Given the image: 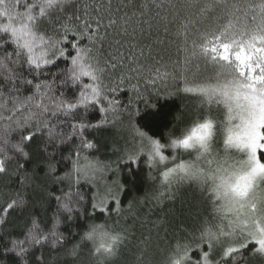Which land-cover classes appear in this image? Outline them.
Instances as JSON below:
<instances>
[{
  "label": "snow or ice",
  "instance_id": "1",
  "mask_svg": "<svg viewBox=\"0 0 264 264\" xmlns=\"http://www.w3.org/2000/svg\"><path fill=\"white\" fill-rule=\"evenodd\" d=\"M150 5L164 7L157 0H142L138 9L132 0L116 5L113 0H0V75L7 86V90L0 87V122H5L0 126V177L8 175L11 160L32 158L28 146L40 135H46L48 142L59 139L67 143L78 132L82 136L85 128H100L118 120L123 109L116 93L131 83L130 73L139 76L144 66L138 57L129 55L128 61L136 67L122 70L114 79L117 69L126 67L121 41L113 39L110 46L115 50L107 56L103 45L112 35L134 36L145 31V25L151 30L152 18H145ZM170 7L178 10L173 13L179 19L176 59L172 71L167 70V64L161 65L164 71L149 67L150 82L171 77L178 91L197 98V116L179 134L166 133L167 142L130 124L137 143L125 156L127 162L144 158L149 169L162 166L164 191L156 197L158 201L174 202L187 187L189 195L210 211L200 221L193 242H178L161 264H264V0H182ZM129 8L134 10L129 13ZM140 55H144L143 48ZM61 60L65 67H57ZM25 72L34 77L47 73L52 79L34 83ZM57 81L73 89V96L65 92L57 95ZM21 87H30L31 94H19ZM131 88L137 90L136 85ZM89 109L97 110L101 119L85 123L81 118L71 124L67 135L50 123L61 115L75 119L77 112ZM13 133H19V140L12 138ZM94 148V143L81 138L75 158L68 157L70 169L55 176L56 165L49 157L44 161L45 175L55 176L57 181L94 183L107 170L99 161L82 155V150ZM43 150L48 155L47 142ZM33 180L26 172L19 176L21 185ZM118 191L95 194L93 210L107 211L112 200L119 213ZM46 196L57 201L58 213L68 219L79 210L74 205L83 201L79 193V199L71 193L54 196L47 192ZM27 207L22 195L5 200L0 204V226ZM59 224L57 216L45 232L34 221L25 240H13L8 251L24 259L34 247L62 246L65 237ZM93 225L81 237L92 241L90 264H114L129 240L128 231ZM142 243L145 247L139 251L137 264H151L148 241ZM80 247L75 245L68 255L77 257Z\"/></svg>",
  "mask_w": 264,
  "mask_h": 264
},
{
  "label": "trees",
  "instance_id": "2",
  "mask_svg": "<svg viewBox=\"0 0 264 264\" xmlns=\"http://www.w3.org/2000/svg\"><path fill=\"white\" fill-rule=\"evenodd\" d=\"M83 3V0H79ZM91 2V0H90ZM137 6L142 0H132ZM182 0H157V3H163L164 7L156 8L151 6V11L146 19L152 18L153 28L137 33L134 36H116L112 35L103 45V54L107 56L109 52L115 50L112 45L113 39L121 41L120 50L125 54V68H118L113 78H118L120 72L127 71L128 67H136L135 63H130L127 59L129 55L139 58V64L144 66V71L137 76L136 73H130L133 77L131 83H126L116 93V98L120 101L122 112L118 113V120L112 124L100 128H85L81 133L78 132L70 142L61 143L59 139L48 142L46 135H40L35 138L28 146L32 158L25 160L19 157L8 163V175L0 177V204L5 200L17 195L24 196L28 201V207L23 213H13L7 223L0 226V264H37L40 259L41 264H73L76 257L68 255L75 245H84L86 241H82L81 237L91 224H100L106 217L99 210H93L92 203L95 191L91 184L81 181L79 184L75 180L57 181L55 176H63L67 172L71 163L68 157L71 155L75 158V149L79 145L80 139L91 141L95 144V148L91 150H82V155L91 158H98L107 165L108 177H115L119 183L116 187L119 189V205L123 208L127 207L131 202L144 197L148 180L156 177L159 171L154 168L149 169L144 158L138 162H127L125 152L132 149L137 141L133 139L130 132V124H135L149 135L156 138H162L167 142L166 133L174 131L179 134L181 129L190 127V121L195 119L198 112L197 98L192 94H186L177 90L176 82L169 77L167 80L157 79L155 83L150 82L152 73L148 72L151 67L153 71L156 68H164L161 65L167 64L168 71H172V61L176 59V48L180 43V38L176 36L179 19L174 18L173 13L178 11L172 9L170 4L179 5ZM128 3V0H113V4ZM134 9L129 8L127 11L131 13ZM71 12V9L69 10ZM157 13L159 14L157 16ZM163 17L164 19H160ZM167 27V32H165ZM199 27V25H197ZM158 41H163L159 43ZM87 43V41H84ZM132 45H136L133 49ZM143 48L144 55H140V49ZM11 51V48H9ZM66 64L61 60L57 67H65ZM50 69L49 71H54ZM24 75L28 79H33L34 83L37 79H49L51 75L47 73L34 77L33 74L25 72ZM131 85H136L137 90H132ZM0 87L7 90L3 76L0 75ZM32 89L30 87H21V95H30ZM65 92L68 97H72L74 90L59 85L57 81L56 94ZM139 93V95L137 94ZM16 95L17 93H12ZM11 107V105H9ZM84 119L85 123H95L101 119L97 110L89 109L87 113L80 110L73 117H64L61 115L58 119H51V124H56L57 132L67 135L72 131L71 124ZM5 122H0V126ZM12 138L19 140V133H13ZM47 142V154L44 152V144ZM171 155V153H168ZM51 158V162L56 165L55 176L45 175L46 168L44 161ZM18 165H23V169H18ZM27 173L34 177V180L27 185H21L19 176ZM47 192H51L54 196H64L71 193L75 199L79 193L83 196V201L78 207V211L73 215L72 219H68L64 213H58V204L54 198H48ZM115 208L114 204H111ZM172 211V210H171ZM168 212V211H167ZM167 216H176L183 218L184 215L192 219V216L184 214L182 211L174 212ZM58 218L60 224L58 230L65 237L62 246L52 249L50 246L34 247L30 254L21 259L13 252L8 251L12 247V241L25 240L26 234L33 227V222L42 231H49ZM195 216V215H194ZM180 223L176 224L177 226ZM174 228V229H173ZM175 231V227L170 228ZM178 228L176 227V230ZM173 230L170 233H173ZM174 233L169 238H174ZM181 243V242H180ZM27 246V245H25ZM196 257L193 256V259Z\"/></svg>",
  "mask_w": 264,
  "mask_h": 264
},
{
  "label": "rangeland",
  "instance_id": "3",
  "mask_svg": "<svg viewBox=\"0 0 264 264\" xmlns=\"http://www.w3.org/2000/svg\"><path fill=\"white\" fill-rule=\"evenodd\" d=\"M184 159H189L187 155ZM90 159V158H89ZM92 161H99L100 164L107 166L98 158H91ZM83 162V161H82ZM171 166V165H169ZM160 168H154L159 171L158 176L148 180L147 191L144 197L131 202L127 207L119 205V213L115 211L117 205L115 201L109 200L108 210L104 212L105 219L100 223L107 225L115 230H127L129 233L128 242L120 249L119 255L114 258V264H137V256L140 249L145 245L142 241L147 240L148 257L151 264H161L163 259L169 254V250L174 248L178 242L192 243L194 236L198 235L197 228L200 221L210 211L206 206L196 202L187 187L181 189V196L176 201H158L156 197L164 188L160 181ZM75 180V179H74ZM118 179L108 177L107 171L99 176L92 185L95 194H105L109 189L116 192ZM119 199V196H117ZM114 204L115 208L111 207ZM172 210V211H171ZM168 211V212H167ZM174 212L182 211L186 215L179 218L176 216H167ZM175 215V214H174ZM195 215V216H194ZM180 223L178 226L176 224ZM175 227L174 238H169L173 233L170 228ZM176 227L178 228L176 230ZM170 236V237H169ZM91 243L86 241L84 245L78 249V256L73 264H90L89 249ZM71 256V255H70Z\"/></svg>",
  "mask_w": 264,
  "mask_h": 264
},
{
  "label": "clouds",
  "instance_id": "4",
  "mask_svg": "<svg viewBox=\"0 0 264 264\" xmlns=\"http://www.w3.org/2000/svg\"><path fill=\"white\" fill-rule=\"evenodd\" d=\"M93 226H94L93 224L89 225V227H88V229L85 231V233H87L88 231H90L91 228H92ZM88 242H90V243L92 244V241L89 240Z\"/></svg>",
  "mask_w": 264,
  "mask_h": 264
}]
</instances>
